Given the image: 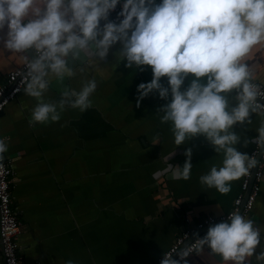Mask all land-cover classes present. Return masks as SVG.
I'll return each mask as SVG.
<instances>
[{
    "label": "crops",
    "instance_id": "0c3cea01",
    "mask_svg": "<svg viewBox=\"0 0 264 264\" xmlns=\"http://www.w3.org/2000/svg\"><path fill=\"white\" fill-rule=\"evenodd\" d=\"M120 47L114 45L101 63L76 62L72 77L50 84L44 100L55 102L65 87L79 91L94 77L97 89L85 112L66 107L59 121L30 124L37 100L22 90L0 114V139L9 146L4 155L14 172L11 201L20 224L16 240L22 264H155L186 218L193 224L221 215L240 192L241 178L231 182L227 194L201 185L200 176L219 167L223 155L202 135L177 147L170 123L161 124L156 113L166 103L158 93L136 106L138 85L153 74L150 66L140 71L119 63ZM24 55L32 53H8L0 44V83L25 62ZM246 62L255 68L253 80L264 84V45ZM161 82L167 87L166 77ZM251 119L249 126H233L242 137L236 146L241 153L252 147L243 139L258 134L262 118L252 114ZM187 148L192 149L190 179H172L167 166L182 167ZM251 214L264 228V183ZM262 248L264 231L251 264ZM186 259L188 264L222 261L206 246Z\"/></svg>",
    "mask_w": 264,
    "mask_h": 264
},
{
    "label": "clouds",
    "instance_id": "9594fccd",
    "mask_svg": "<svg viewBox=\"0 0 264 264\" xmlns=\"http://www.w3.org/2000/svg\"><path fill=\"white\" fill-rule=\"evenodd\" d=\"M118 5L121 11L110 20ZM117 43L116 60L126 62V68L151 67V81L137 87L136 106L158 93L166 103L156 113L161 124L170 123L177 147L204 136L223 160L201 175L200 183L229 193L231 182L258 163L237 150L242 137L233 126H249L252 114L260 116L258 135L244 138L243 145L254 142L264 149V99L253 83L255 68L246 62L254 48L264 45V0H0L2 49L32 53L24 55L23 76V91L37 100L30 124L59 121L66 107L81 113L91 108L94 77L79 91L65 87L58 101L44 97L53 79L63 84L75 74L73 65L85 58L101 63ZM8 150L0 139V167ZM184 155L182 167L168 164L172 179H190L192 149ZM262 231L254 220L232 212L202 238L194 233L195 247L185 246L179 259L164 254L160 264H188L186 258L202 254L205 246L222 258L221 264H251ZM254 258L264 264V248Z\"/></svg>",
    "mask_w": 264,
    "mask_h": 264
},
{
    "label": "built area",
    "instance_id": "2783aa9c",
    "mask_svg": "<svg viewBox=\"0 0 264 264\" xmlns=\"http://www.w3.org/2000/svg\"><path fill=\"white\" fill-rule=\"evenodd\" d=\"M122 3L123 0H121ZM119 11H121V5H118L116 10L110 13L109 19L115 20ZM103 23L104 21H101V25ZM25 72L26 66L24 62L22 65L10 70L0 83V112L23 90L25 86L23 78ZM253 83L259 86L261 92L260 99H264V84L254 80ZM257 135H254V137ZM247 154L249 156L253 155L258 163L255 168L249 171L248 175L241 177L240 192L233 199L231 208L218 216L210 215L202 217L193 224L186 218V224L182 231L174 237L170 246L158 257L155 264H160L164 258V254L168 256L172 255L173 259H179L178 252L185 246L190 245L191 248L195 247L194 233H198L202 238L206 235L211 225L225 221L229 213L238 212L250 219L254 217L251 213L261 186L264 183V149L252 142V147ZM13 178L14 172L11 167V159L5 156L2 167H0V251L2 252L3 264H22L16 240L20 231V224L11 201V183Z\"/></svg>",
    "mask_w": 264,
    "mask_h": 264
},
{
    "label": "water",
    "instance_id": "95a60500",
    "mask_svg": "<svg viewBox=\"0 0 264 264\" xmlns=\"http://www.w3.org/2000/svg\"><path fill=\"white\" fill-rule=\"evenodd\" d=\"M3 111L0 112V114L2 113ZM143 141V140H142ZM144 142V141H143ZM0 264H3L2 263V252L0 251Z\"/></svg>",
    "mask_w": 264,
    "mask_h": 264
}]
</instances>
